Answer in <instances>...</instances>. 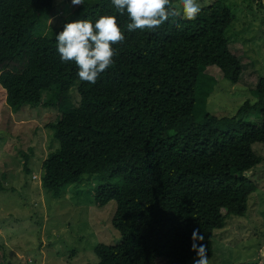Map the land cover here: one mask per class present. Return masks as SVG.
<instances>
[{"label":"trees","instance_id":"trees-1","mask_svg":"<svg viewBox=\"0 0 264 264\" xmlns=\"http://www.w3.org/2000/svg\"><path fill=\"white\" fill-rule=\"evenodd\" d=\"M55 8L53 0H0V87L11 111L42 105L58 112L46 124L57 146L41 161L43 186L57 193L92 176L94 206L114 202L118 237L94 245L95 261L84 264H186L197 257L193 245L211 256L213 231L227 215H243L256 189L245 173L261 162L252 144L264 143V75L253 86L256 99L234 114L195 113L197 86L210 79L205 67L241 80L242 63L224 34L230 10L214 0L195 20L128 32L111 0H84L60 25L45 27ZM101 15L116 16L125 42L113 45V66L89 84L74 63L61 62L55 33ZM211 90L209 82L203 100ZM22 155L25 170L29 155Z\"/></svg>","mask_w":264,"mask_h":264},{"label":"rangeland","instance_id":"rangeland-1","mask_svg":"<svg viewBox=\"0 0 264 264\" xmlns=\"http://www.w3.org/2000/svg\"><path fill=\"white\" fill-rule=\"evenodd\" d=\"M214 0H198L205 6ZM231 13L224 31L229 50L242 63L241 80L230 83L212 66L201 74L209 77L197 86L195 113L230 116L245 100L256 99L254 84L264 75V0H220ZM56 6L45 27H57L72 8L71 0H53ZM49 18L52 20L50 25ZM51 30L48 31L50 33ZM212 84L204 100L202 91ZM0 87V264H84L95 261L93 247L114 243L117 231L110 218L114 202L93 204L92 176L67 184L57 193L42 184V159L56 148L48 122L56 119L53 106H22L11 111ZM49 92L41 94V101ZM76 105L78 94L70 93ZM253 120L257 121L256 115ZM261 156L252 171L255 181L243 215L229 214L213 231L212 255L207 264H264V143H253ZM29 155L23 169L24 157ZM92 186V187H91ZM198 257L186 264H194Z\"/></svg>","mask_w":264,"mask_h":264},{"label":"clouds","instance_id":"clouds-1","mask_svg":"<svg viewBox=\"0 0 264 264\" xmlns=\"http://www.w3.org/2000/svg\"><path fill=\"white\" fill-rule=\"evenodd\" d=\"M83 3L84 0H71L72 6ZM111 5L116 12L126 15L128 32H154L170 20H195L201 11L198 0H111ZM55 42L61 62L74 63L79 80L95 84L113 66L118 54L113 45L123 44L125 35L116 16L101 15L95 22L78 19L65 23L55 33ZM193 249L198 257L194 264H207L205 247L193 245Z\"/></svg>","mask_w":264,"mask_h":264}]
</instances>
